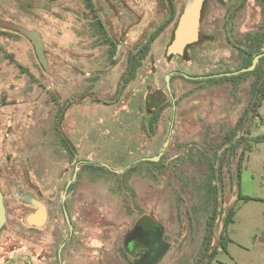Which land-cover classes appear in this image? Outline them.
I'll return each mask as SVG.
<instances>
[{"label":"rangeland","instance_id":"rangeland-1","mask_svg":"<svg viewBox=\"0 0 264 264\" xmlns=\"http://www.w3.org/2000/svg\"><path fill=\"white\" fill-rule=\"evenodd\" d=\"M74 1L0 0L1 19L41 35L48 63L46 72L27 40L0 29L3 183L57 175L71 159L62 136L85 164L74 169L88 218L82 238L93 247L97 239L99 264L141 258L144 249L122 257L123 237L141 221L160 226L162 239L158 247L155 235L140 240L155 246L142 264H264V100L258 94L264 62L239 73L264 50V0H204L197 40L171 56L175 24L194 0H173L175 23L161 30L169 17L166 0L102 2L106 45L89 21L76 22L75 11L87 10ZM156 30L142 60L138 49ZM239 194L255 200L243 203ZM6 203L9 224L22 223L27 206ZM233 206L223 252L220 233ZM9 239L4 233L2 246L7 242L14 255L26 250L25 236Z\"/></svg>","mask_w":264,"mask_h":264},{"label":"flooded vegetation","instance_id":"flooded-vegetation-1","mask_svg":"<svg viewBox=\"0 0 264 264\" xmlns=\"http://www.w3.org/2000/svg\"><path fill=\"white\" fill-rule=\"evenodd\" d=\"M62 1L67 0H47L48 5L61 3ZM71 1L73 2V0ZM76 1L83 4L85 10H87V14L84 16H81L77 11H75L76 22L81 23L83 20L89 21L87 28L94 32V36L102 37L105 45L108 43L110 44L111 42L108 38V29L105 25V18L101 17V13L99 11L101 3H108L110 0H75L74 3ZM116 1L124 2L125 0ZM166 1L169 7V17L165 23L159 27L158 30L175 23L174 21L176 13L173 0ZM202 12L203 7L201 16ZM171 18H173V20L170 21ZM176 25L177 23L175 24V27ZM158 30H156L150 37L149 41H147V43H149V49L145 55L141 53V50L145 45H147L146 42L138 49V51L141 53L142 60L149 52L150 44L155 39ZM14 33L20 35L17 32ZM20 36L27 40L35 53L34 46L31 44V42L24 36ZM119 46L120 45L118 44L115 47L111 61H114V59L117 57ZM189 46L186 47L184 52L188 50ZM105 52H107V50H105ZM44 55L46 58L45 51ZM126 68L127 67H125V72L129 66L127 69ZM130 70L131 69L127 70L128 74L130 73ZM125 72L122 77H126ZM169 75L170 78H172L173 74ZM180 75H182L181 77L184 79L195 81L194 77H189L184 74ZM122 77L120 83L125 80V78L122 79ZM0 108H2L1 105ZM56 132L57 135L61 136V133L58 134V131ZM60 140L71 159L68 164L62 166V169L57 175H51L50 173H47L41 177H19L18 179L16 177L11 181L3 183V176L1 175L2 170L0 169V193L2 195L5 207V222L0 229V264H99L97 239L93 241L95 243L93 247L92 241L91 245H89V243L85 242V240L82 238L83 221H88V218H84L82 213V197L84 192L81 185H75L77 173L74 174V169L76 170L77 168L78 171L81 169V167L85 166V164L79 160L76 149L71 144H69L68 140L62 136L60 137ZM1 162L2 160L0 159V167ZM5 162L9 164V162H11V158L8 157ZM68 172H71L69 176ZM10 199L16 200L18 203L27 206L28 208L24 218L19 219V222L22 223L9 224V219L11 218L9 216V211H11V209L8 207L6 200ZM38 205L42 206L43 212L40 211ZM131 232L132 231L123 237L122 249L124 253H122V257L125 260L126 256H129L136 250L144 249L145 251L140 258L142 259L148 254V248L142 245L140 239L137 240V242H134V239L131 242H128ZM4 233H7L8 238H10L8 240L10 243L13 242V239L18 241L23 240L25 236L27 245L26 250L22 253L14 255V248L12 249L11 245L7 246V242L3 247L2 241ZM88 245L93 247V249L89 250ZM10 248L12 250H10ZM3 254H9L10 256L3 257ZM84 254L89 255L90 257H86L83 263ZM140 259H138V261Z\"/></svg>","mask_w":264,"mask_h":264},{"label":"water","instance_id":"water-1","mask_svg":"<svg viewBox=\"0 0 264 264\" xmlns=\"http://www.w3.org/2000/svg\"><path fill=\"white\" fill-rule=\"evenodd\" d=\"M203 3L204 0H194L190 8L185 10V12L180 16L174 30L173 41L169 45L166 52L167 56L182 55L186 47L193 44L197 40V31L201 18ZM0 28L8 31L17 32L20 35L24 36L26 39H28L31 42V44L34 46L35 53L38 58V62L42 65L43 69L46 72H48V66L43 51L44 50L43 42L40 35L37 32L29 29H25L23 27L15 25L14 23L8 22L1 18H0ZM262 57H264V50L252 59L251 65L249 67L241 70L239 73L253 71ZM165 84H166L165 86L166 91L172 97L171 88H170V75L165 76ZM174 109L175 107L173 105V110ZM165 145H167V141ZM157 158H159V156H157ZM38 208L40 209L41 212H43V208L41 205H38ZM4 222H5V207H4L2 195L0 193V229L1 226L4 224ZM160 230L161 227L158 226L156 223L152 221H143L140 225H137L136 228L130 233L128 242H131L133 239L134 242L135 241L137 242V240L139 239L140 240L148 239L152 235H155L156 246L157 247L161 246L162 239L159 237ZM142 245L148 248L149 252L146 256L151 257L153 249L155 251V246L152 245L149 246L148 244H144V243H142ZM143 260L144 258L140 259L135 264H142Z\"/></svg>","mask_w":264,"mask_h":264},{"label":"trees","instance_id":"trees-1","mask_svg":"<svg viewBox=\"0 0 264 264\" xmlns=\"http://www.w3.org/2000/svg\"><path fill=\"white\" fill-rule=\"evenodd\" d=\"M171 20H173V18H171L170 21ZM260 46H261V44H259V47ZM148 49H149V43H147V45H145L144 48H142L141 53L143 55H145L146 52L148 51ZM260 53H261V51L259 50V52L257 54L250 56L249 63L247 65V67H249L251 65L252 59L256 55H258ZM262 62H264V57H262L259 60L257 68L254 69L253 71H257ZM258 94H259L260 99L264 100V78L261 80L260 86L258 88ZM261 139L264 140V137H262ZM257 140H259V139H257ZM133 168L134 167H131V169H133ZM238 200L242 201L243 203H246V202H248L250 200H255V199H253L251 197H248V196H242L241 194H239ZM236 211H237V207L233 206L232 208H230V210L226 214V217H225V220H224V223H223V227H222V230H221V233H220V239H219V246H220V248H221V250L223 252H227L228 243L231 241V239L229 237H227V229H228V226L234 222V216L236 214ZM214 220H215V214H213L211 217H209V219L206 222V231H205V234H204V241L206 243H208L210 241L211 236L213 234ZM142 222L143 221H141L137 225H140Z\"/></svg>","mask_w":264,"mask_h":264}]
</instances>
